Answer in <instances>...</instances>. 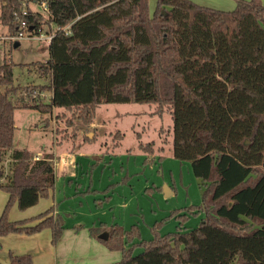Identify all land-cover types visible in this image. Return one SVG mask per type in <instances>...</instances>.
<instances>
[{
	"label": "trees",
	"instance_id": "obj_1",
	"mask_svg": "<svg viewBox=\"0 0 264 264\" xmlns=\"http://www.w3.org/2000/svg\"><path fill=\"white\" fill-rule=\"evenodd\" d=\"M42 1L47 16L30 3L29 14L21 15L23 0H0V20L9 34L22 29L21 19L28 23L25 31L57 27L49 58L32 63L48 83L21 88L14 85L13 62L5 58L0 64V179L7 176L2 162L9 150L13 160L11 174L0 183L9 194L0 236L50 228L57 245L65 230L64 217L53 208L10 219L15 204L26 210L48 197L57 177L53 152L34 159L29 149L15 147L18 107L67 109L72 115L64 118L76 134L77 122L91 124L102 103H149L156 104L155 114L170 111L173 156L191 163L202 199L171 212L179 220L174 231L162 233L164 220L157 221L149 239L137 224L130 229L117 222L91 227L95 238L122 252L119 261L104 264H264L262 1L236 0L234 8L222 9L194 0H156L153 12L149 0ZM21 89L30 101L22 93L18 101L14 98ZM43 91L49 92V102ZM122 137L117 130L116 144ZM138 148L147 154L145 164L162 150L141 139ZM200 213L204 217L198 226L184 227ZM104 231L107 239L99 236ZM9 259L10 264L33 263L30 253L10 252Z\"/></svg>",
	"mask_w": 264,
	"mask_h": 264
},
{
	"label": "rangeland",
	"instance_id": "obj_2",
	"mask_svg": "<svg viewBox=\"0 0 264 264\" xmlns=\"http://www.w3.org/2000/svg\"><path fill=\"white\" fill-rule=\"evenodd\" d=\"M150 1V11L153 12L156 7V0ZM197 3L222 9H232L236 5V0H194ZM264 4V0H261ZM1 8V5H0ZM30 8L34 11H39L47 16V10L45 8V3L42 0H31ZM48 26H44V31H47ZM52 28L56 29V25L52 24ZM8 27L4 25L0 20V64L6 58L7 61L13 62V78L14 85L26 86L28 84L43 85L49 82V78L42 75L37 66L33 65L34 62L46 61L49 56V47L46 40L34 37V38H24L19 40V46H14L10 40H4L2 37L8 36ZM2 38V39H1ZM5 87H2L4 89ZM39 92L38 87L35 89L34 94ZM21 93L24 95L26 100L32 98L30 94L25 93L22 89L19 93L14 96L17 100L19 99ZM46 102L50 101L48 97L49 92H40ZM46 94V95H45ZM38 95V94H36ZM41 95V96H42ZM50 96V94H49ZM39 97V96H37ZM36 97V100L38 98ZM34 99V98H33ZM18 101V100H17ZM156 104L149 103H138V102H123V103H102L96 112L95 123L97 125L98 133L96 139L94 140L93 152L97 151L99 148H106V143H108L111 148L114 145V134L117 130L123 133L121 143L123 148L120 146L116 152L125 150V148H131L134 146L135 140L140 137L144 142L154 141L155 143H161L164 141L166 153L168 154L170 163L172 162L174 175L177 176L179 173L178 180H181L182 185L178 181L179 193L177 195H171L172 197L165 194V190L158 194L161 189L153 186L154 181L159 179L162 185L165 183L161 177L163 173L162 166L163 161L159 162L156 171L154 168L144 170L147 165L138 156L131 157V151H128L123 158L111 153L105 160L99 161V163H104L102 166L106 165L104 170L105 173L111 172L109 182L113 183V187L118 186L119 193L124 191L125 196H130L138 193L137 197L133 200L132 204V216L130 221L126 222V229L131 228V224H137L142 230L143 237L149 239L153 236L151 228L157 221L164 220L162 233L174 231L179 225V220L175 216H169L171 212L175 209L181 208L182 206H188L191 203H199L202 199L203 191L198 185V180L193 173L191 163L189 161H181L173 156L172 151V125L173 120L169 110H165L163 115L155 114ZM64 115L70 117L72 112L61 108L55 107L52 112H41L33 108H22L18 107L15 110V121H16V132H15V147L32 149L33 152L41 151L45 152L51 150L54 147L71 145L75 148H79L81 145H85L88 142L87 136L85 135V125L78 121V130L75 134V128L68 126L66 123V118ZM67 134V137H65ZM76 136H72V135ZM64 136V137H63ZM93 138V137H92ZM139 139V138H138ZM162 140V141H161ZM91 141V140H90ZM134 151V148L132 149ZM11 150H9L3 160L2 164L6 175L11 174L13 160L11 159ZM136 155V154H135ZM35 159V158H34ZM98 159V157H97ZM110 168H109V163ZM169 163V161H167ZM124 166V172H121V167ZM165 166V164H164ZM163 166V167H164ZM178 171L177 175L176 172ZM183 173V175H181ZM161 175V176H160ZM146 179L150 180L149 187L141 188L143 184L146 183ZM191 179V181H190ZM2 180L0 183L5 182ZM121 181L119 184L118 182ZM164 189V186H163ZM4 194V192L2 191ZM142 194V196H140ZM162 194V196H161ZM164 199V201H163ZM169 201L167 202L166 200ZM179 210L177 213H182ZM204 217V216H203ZM188 223L184 227L194 228L199 225L201 218L198 216H190ZM121 225V224H120ZM123 228L124 226L121 225ZM124 228V229H125ZM41 240L46 246L50 247L52 245V235L49 233L47 238ZM3 236H0V257L4 258L8 256L9 252H14V254H20L16 250L19 244H26V241H21L19 243H14V241L9 242L7 238L2 240ZM32 247L36 243H29ZM62 245V243L60 244ZM14 251H13V249ZM38 248V247H37ZM43 248V247H42ZM62 250L65 247L61 246ZM42 250V249H41ZM39 248L36 250L37 257L33 258L32 264H39L40 262V251ZM141 249L138 248L136 251L139 252ZM32 253V252H30ZM113 258L107 259L105 263L117 262L122 257V252L117 250L114 252ZM34 254V253H33ZM35 255V254H34ZM90 260L98 262L100 258L92 251L89 252ZM76 256H81L79 252H75L74 256L68 259L66 264H80V259ZM4 264H10L0 260ZM83 264V263H81ZM101 264V263H96ZM104 264V263H102Z\"/></svg>",
	"mask_w": 264,
	"mask_h": 264
},
{
	"label": "crops",
	"instance_id": "obj_3",
	"mask_svg": "<svg viewBox=\"0 0 264 264\" xmlns=\"http://www.w3.org/2000/svg\"><path fill=\"white\" fill-rule=\"evenodd\" d=\"M97 133L98 130L95 119L91 124L85 125L86 136L92 138L95 137ZM94 140L95 138L91 141L89 140V143L83 146L81 145L78 149L75 148V146L63 145L48 150L49 152L54 153V166L57 176L54 188L50 190L48 197L41 198L37 204L27 208L26 210L18 209L17 205L15 204L10 211V219L16 220L36 216L49 208H53V213L55 215H62L65 219V230L63 237L57 245L52 243V245L48 247L41 240L44 238V234L46 235L45 238L49 236V233L52 235L50 228H45L42 231L34 234L10 233L3 236L2 238L4 239L2 240L7 238L9 242L11 241V243L12 241H14V243H19L21 241L27 242L24 245L19 244L18 246H14L13 244L12 247H17L18 250L16 251L18 253L22 254L32 252L30 254H32L33 258H36V250L38 248L40 250L42 249L40 251L41 255L39 264H66L68 259L70 260V257L74 256L75 252H79L81 255L76 256L80 259V264H102L105 263L104 261H107L105 258L111 259L114 257L113 254H115L114 252L116 251L110 250L104 243L95 238L90 233V228L93 226H99L101 223H106L109 225L113 222H117L123 225L125 228L126 222L130 221V218L133 214L131 209L133 204L132 202L137 197L138 193L127 197L124 195V191L119 193V185L107 189V187L113 185L112 182H109L111 172L105 173L104 170L106 165L102 166L104 163H99V161H101L102 158L105 160L111 155V153L123 158L128 151H131L130 154L132 158L138 156L143 162L146 159L147 154L139 150L138 145L140 139L138 138L135 140V143L133 144L134 146L131 148H125V150L118 153L116 152L118 147L120 146L123 148L121 142L118 144L114 142L112 148L108 145V143H106V148L102 149L103 147H101L97 151L93 152V148L91 146L93 145ZM155 146H162V150L156 151L150 155L154 161L151 165H147L149 167H146L144 172L147 169L152 168H154L156 171L159 162L163 161V166L164 164L165 166H162L163 173H161L162 176H160L163 178L165 183L162 185V182L157 179L154 181L155 183H153V186H158L161 190L156 192H158V194H163V186L167 185L171 190L167 195L172 197L173 195H177V193H179L178 181L182 185L183 179L181 176V180H178V178H180V173L177 175L178 171L176 172L177 176L174 175L173 166L175 165L172 162L170 163V160L172 159H169L170 157L168 154H165L166 149L164 141L159 143V145L158 143H155ZM133 148L134 151H132ZM29 150L34 154V158L36 156L41 158L44 153L41 151H37L35 153L32 149ZM161 155L164 156L162 161L159 160ZM167 161H169V163ZM111 162L112 160L108 162L109 168ZM121 172H124V166L121 167ZM181 175H183V173ZM8 177L9 174H7L6 177L1 178L0 182L4 179L7 181ZM197 180L199 187L202 189L200 180L198 178ZM118 183L120 184L121 181ZM149 183L150 180L146 179V183L143 184L141 188L149 187ZM140 196H142V194H140ZM8 198L9 194L0 188V215L4 210ZM166 201L168 202L169 199ZM203 216L204 213H200L198 215L201 220ZM132 225L134 224H131V226ZM186 228L191 229L187 226ZM28 242H35L36 244L33 245L34 247H32L28 244ZM61 243L62 245H60ZM61 246L65 247V250H62ZM92 251L97 255L96 257L100 258V260H97L98 262L90 260L91 258L88 253ZM9 253L7 258L6 256L4 258L1 256L0 260L3 259L7 263H10Z\"/></svg>",
	"mask_w": 264,
	"mask_h": 264
},
{
	"label": "built area",
	"instance_id": "obj_4",
	"mask_svg": "<svg viewBox=\"0 0 264 264\" xmlns=\"http://www.w3.org/2000/svg\"><path fill=\"white\" fill-rule=\"evenodd\" d=\"M29 3H30L29 0H23V6H22V9H21V12H20L21 15L26 16V15L29 14V9H28ZM45 8L47 10L46 3H45ZM20 23H21V28L22 29L17 34H9L8 36L2 37V38L4 40H6V39L10 40L12 43L13 42L16 43V42H19V40L24 39V38L37 37V38L46 40L49 43L52 40V38H53V36L55 34V31L57 30V27H56V29H54V28H52V24H51V25L48 26V28H47L48 30L47 31H44V29H43V30L40 31V33H35V32H32V31H25L23 29V28L28 26V23H27V21L25 19H21ZM50 26H51V28H50ZM36 94H39V93L36 92L35 95ZM38 158H40V157L39 156L35 157V159H38Z\"/></svg>",
	"mask_w": 264,
	"mask_h": 264
},
{
	"label": "water",
	"instance_id": "obj_5",
	"mask_svg": "<svg viewBox=\"0 0 264 264\" xmlns=\"http://www.w3.org/2000/svg\"><path fill=\"white\" fill-rule=\"evenodd\" d=\"M20 43L19 42H16L15 44H14V46H18ZM168 189H169V191H168ZM164 190H165V194L167 195L168 193H170V188L167 186V185H164ZM100 238H102V239H107L108 238V232H103V233H101L100 235Z\"/></svg>",
	"mask_w": 264,
	"mask_h": 264
}]
</instances>
